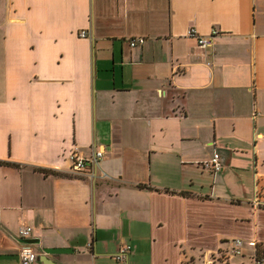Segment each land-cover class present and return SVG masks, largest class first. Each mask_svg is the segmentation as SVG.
I'll return each instance as SVG.
<instances>
[{"label": "crops", "instance_id": "0c3cea01", "mask_svg": "<svg viewBox=\"0 0 264 264\" xmlns=\"http://www.w3.org/2000/svg\"><path fill=\"white\" fill-rule=\"evenodd\" d=\"M0 161V264H252L264 0H0Z\"/></svg>", "mask_w": 264, "mask_h": 264}, {"label": "built area", "instance_id": "2783aa9c", "mask_svg": "<svg viewBox=\"0 0 264 264\" xmlns=\"http://www.w3.org/2000/svg\"><path fill=\"white\" fill-rule=\"evenodd\" d=\"M216 33L215 30L209 36L200 35L194 27H189L187 30V35L195 36L197 39V44L199 47L205 49L213 45V35ZM79 36L85 37L86 31L84 29L79 31ZM131 45L135 44V40L130 41ZM103 157V151L101 149L95 150L93 154L88 157L83 156L77 149H73L69 153V159L71 162V169L75 172H81L86 170L89 164L97 163ZM210 166L214 172L222 170V160L219 153H213L212 158L210 159ZM251 204L254 207L264 208V190L258 191L255 190V195L251 201ZM31 232L30 227H22L18 230V235L20 237H25ZM234 243L240 245V239H235ZM130 246L125 245L120 248L115 254L114 257L117 259H124L127 256V252ZM232 252L234 254H241V250L233 247ZM37 259V254L34 249L29 245H23L19 251V262L20 264H34ZM252 264H264V258H257L256 247L251 256Z\"/></svg>", "mask_w": 264, "mask_h": 264}, {"label": "trees", "instance_id": "16d2710c", "mask_svg": "<svg viewBox=\"0 0 264 264\" xmlns=\"http://www.w3.org/2000/svg\"><path fill=\"white\" fill-rule=\"evenodd\" d=\"M0 164H7V165H11V166H15V167H19L18 164L16 163H11L8 161H0ZM41 172L46 173H52L55 175H61L60 173L56 172V171H50V170H42V169H38ZM256 254H257V258H264V244H258L256 245Z\"/></svg>", "mask_w": 264, "mask_h": 264}, {"label": "rangeland", "instance_id": "374dc122", "mask_svg": "<svg viewBox=\"0 0 264 264\" xmlns=\"http://www.w3.org/2000/svg\"><path fill=\"white\" fill-rule=\"evenodd\" d=\"M147 263H148L147 257L143 255L141 259V264H147Z\"/></svg>", "mask_w": 264, "mask_h": 264}]
</instances>
